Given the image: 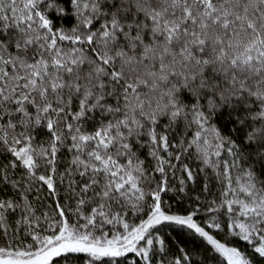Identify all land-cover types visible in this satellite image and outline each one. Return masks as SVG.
<instances>
[{"label":"snow or ice","instance_id":"1","mask_svg":"<svg viewBox=\"0 0 264 264\" xmlns=\"http://www.w3.org/2000/svg\"><path fill=\"white\" fill-rule=\"evenodd\" d=\"M0 264H264V0H0Z\"/></svg>","mask_w":264,"mask_h":264}]
</instances>
